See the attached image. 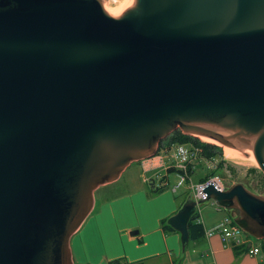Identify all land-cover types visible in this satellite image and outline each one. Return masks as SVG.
Segmentation results:
<instances>
[{
	"label": "water",
	"instance_id": "1",
	"mask_svg": "<svg viewBox=\"0 0 264 264\" xmlns=\"http://www.w3.org/2000/svg\"><path fill=\"white\" fill-rule=\"evenodd\" d=\"M176 130L233 161L167 220L181 251L210 200L264 242V0H0V264H73L95 191Z\"/></svg>",
	"mask_w": 264,
	"mask_h": 264
},
{
	"label": "crops",
	"instance_id": "2",
	"mask_svg": "<svg viewBox=\"0 0 264 264\" xmlns=\"http://www.w3.org/2000/svg\"><path fill=\"white\" fill-rule=\"evenodd\" d=\"M195 148L192 142L165 143L154 156L136 162V172L139 170L140 173L137 175L138 185L119 198L102 200L99 205L94 199L91 213L70 238L73 264H108L117 259L129 263L144 260L147 264H174L177 260H185L186 257L182 255L185 256L190 244L193 245L191 256L185 264H262L261 256H250L246 247L224 246L217 235L188 242L181 251L180 235L176 231L163 232L161 221L175 215L189 197L179 198V188L173 191L179 179L174 166L188 161L189 154ZM200 161L208 162L198 153L191 164ZM131 166L124 170L118 180ZM172 174L175 175V182L171 179ZM162 178H165L166 188L152 196L147 189L148 183L153 181L157 184ZM118 180L100 189L109 188ZM205 203L210 207L203 208L204 211L203 206L200 208L199 205L197 210L203 231L217 225L226 214L210 202L202 204Z\"/></svg>",
	"mask_w": 264,
	"mask_h": 264
},
{
	"label": "rangeland",
	"instance_id": "3",
	"mask_svg": "<svg viewBox=\"0 0 264 264\" xmlns=\"http://www.w3.org/2000/svg\"><path fill=\"white\" fill-rule=\"evenodd\" d=\"M176 131H179V130H176ZM191 138L197 140L198 143H206V144L218 147V150H215V149L214 150L211 149V150L212 152H217L221 155V160L223 161V165L221 167H217V166L215 167V162H211V161H208L210 165L208 164V162L205 163L202 161L194 162L193 165L191 164L189 180L187 183L183 185V187L181 186L179 190H177V196L179 198L190 196V194H192L190 185L191 184H193L194 186L198 185L211 172V170H213L214 167H215V172L221 178L224 187L225 188L231 187L233 185V161H232V157L230 156V154L228 155V153L226 152V149L222 148L223 146H218L216 144L204 141L197 136L196 137L191 136ZM168 141L169 140L165 141V143H167ZM131 165L133 166H131L130 169L127 172H125L122 178L120 180L117 179L118 182H116L109 188H106V187L101 188V189L98 188L100 190H98L94 194L95 195L94 199L98 201V205L104 199H107V201H110V200L119 198L123 196L124 194H126V192L134 188V186L138 185L139 180L137 178V175L140 174L139 170L138 172H136V167H137L136 162L132 163ZM241 176H242V184L247 189H249L251 192L257 195L264 196V174L263 172L260 171V169L258 168L257 164L254 162V160L246 157V155H244L242 158ZM171 179L173 180V182H175L176 179H175L174 174L171 175ZM147 189H148V192L151 190V188L149 190V185H147ZM206 205H207L206 203L201 204L200 208L202 206H203L202 209L203 208L206 209L207 207H210ZM221 211L223 213L228 214V212L224 210H221ZM244 236L247 239H250L251 241H253L255 246L263 245V241L260 239H255L248 234H244ZM192 247L193 245L190 244L189 247L187 248L185 256L182 255V257H186L185 260L184 258L177 260L174 264H185L189 260V257L191 256ZM183 260L184 262L181 263Z\"/></svg>",
	"mask_w": 264,
	"mask_h": 264
},
{
	"label": "built area",
	"instance_id": "4",
	"mask_svg": "<svg viewBox=\"0 0 264 264\" xmlns=\"http://www.w3.org/2000/svg\"><path fill=\"white\" fill-rule=\"evenodd\" d=\"M199 148H195L188 157V161L183 162V163H178L177 165L174 166V170H176L179 174V179L174 187L173 191L176 189L180 188L183 186L185 183L188 182L189 180V170L191 166V162L195 160L196 155L200 153ZM213 183L215 188L219 191H223L226 188L224 187L221 178L218 175H215L211 178H209L206 182L204 183H199L198 185L194 186L193 184L190 185V189L192 190V194H190L189 197H191L192 200L195 202H198L199 199L203 197V188L204 186ZM211 203V200L208 201ZM212 204V203H211ZM216 209L218 210H224L220 208L218 205L212 204ZM198 204L196 205V211L194 215L198 214ZM226 211V210H224ZM228 212V211H226ZM197 223L202 224L201 219L199 215H197ZM244 234H247L244 232L240 227H238L235 223L234 220L232 219V214L228 212L226 213L223 219L214 227L204 230V237H211L213 235H217L222 244L227 247H246L247 248V253L252 256V257H258L261 256L263 259L262 264H264V242L263 245L261 246H255L253 241L250 239H247ZM252 237V236H251ZM256 239V238H255Z\"/></svg>",
	"mask_w": 264,
	"mask_h": 264
},
{
	"label": "trees",
	"instance_id": "5",
	"mask_svg": "<svg viewBox=\"0 0 264 264\" xmlns=\"http://www.w3.org/2000/svg\"><path fill=\"white\" fill-rule=\"evenodd\" d=\"M167 140H169L167 142V143H169V145L192 142L196 148H199L201 150L200 154L203 156V158H205L207 161L215 162V167L216 166L221 167L223 165V161L221 160V155L217 152H212V150H211V149L218 150V147H215L213 145H209L206 143H198L197 140L192 139L191 136L182 134L180 131H174L167 138L162 140L159 143L158 152L163 148L165 141H167ZM215 167L213 168V170H211V172L200 183H204L209 178L217 175V173L215 172ZM189 173H190V170H189ZM148 185H149V190H150V188L152 190V191L150 190L152 196L157 195L158 193H161L166 188L165 178H162L157 184L155 182L151 181L150 183H148ZM196 220H197V215H194L192 220L189 222V225H188V227H189V242H195V241H198L204 237L203 227L201 224L197 223ZM160 224H161V227H162V230L164 233H166V234L175 233V231L167 224V219L162 220ZM108 264H147V263L144 260L129 263L124 259H117V260H113V261L108 262Z\"/></svg>",
	"mask_w": 264,
	"mask_h": 264
},
{
	"label": "bare ground",
	"instance_id": "6",
	"mask_svg": "<svg viewBox=\"0 0 264 264\" xmlns=\"http://www.w3.org/2000/svg\"><path fill=\"white\" fill-rule=\"evenodd\" d=\"M133 1H134V0H129V2H130L131 4H133ZM197 137H199V136H197ZM199 138L202 139V140H204V141H207V142H209V143H213V144H216V145H218V146H222V145H220L218 142H216L215 140H212V139H204V138H202V137H199ZM222 148H225V149H226V152H227L228 155H229V152H228L227 148L224 147V146H223ZM246 157H248V158L254 160V162H255V159H254V156H253V155H252V156H248V155H246ZM255 163H256V162H255Z\"/></svg>",
	"mask_w": 264,
	"mask_h": 264
}]
</instances>
